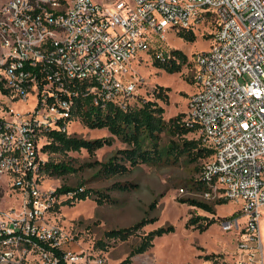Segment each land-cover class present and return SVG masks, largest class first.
<instances>
[{"label": "built area", "instance_id": "2783aa9c", "mask_svg": "<svg viewBox=\"0 0 264 264\" xmlns=\"http://www.w3.org/2000/svg\"><path fill=\"white\" fill-rule=\"evenodd\" d=\"M213 21L218 26L209 49L193 60L197 90L185 121L213 150L200 175L205 195L219 194L244 211V223L240 217L223 223L226 230L240 229L237 264H264V0L2 3L0 90L30 98L34 106L24 114L0 113V174L26 195L22 215L0 221V264L87 262L82 253L64 249L65 233L47 219L59 199L74 192L41 188V135L47 144L49 130L68 133L79 92L97 105L128 108L139 83L129 71L132 61L152 49L169 61L171 51L158 52L155 40H166L174 28L200 31Z\"/></svg>", "mask_w": 264, "mask_h": 264}, {"label": "rangeland", "instance_id": "374dc122", "mask_svg": "<svg viewBox=\"0 0 264 264\" xmlns=\"http://www.w3.org/2000/svg\"><path fill=\"white\" fill-rule=\"evenodd\" d=\"M7 0H0V5ZM110 3L116 0H96ZM215 29L207 24L196 32L195 42L185 41L172 29L166 40H155L153 48L167 56L169 51L180 49L188 55L189 62L196 53L209 49ZM153 52L139 55L129 67L130 74L139 83L137 95L158 101L164 107L163 117L170 121L177 115H185L187 103L192 93L197 90L195 73L192 66L185 65L180 72L169 73L157 65ZM249 76L241 78L244 82ZM159 86L169 88L168 103L156 98ZM34 106L32 99L5 95L0 90V113L13 111L24 114ZM8 115V114H7ZM68 134L85 139L112 138V144L98 149L94 154L87 149L69 151L68 153H43L46 161H66L71 163L77 172L60 177H51L42 172L39 184L42 189L59 188L63 184L85 189L104 190L111 200L100 204L95 197L73 201L69 196H62L56 207L46 216L49 223L60 227L68 241L64 249L82 253L87 262L82 264H237L239 257L240 229L226 230L223 223L231 218L240 217L244 211L240 203L227 199L219 194L207 197L204 188H200V179L204 159L190 160L182 156L178 161L164 159L161 163H142L131 166L123 174L106 175L101 164L109 161L127 144L113 136L107 128H90L76 116L69 123ZM173 136L162 133V145L170 142ZM188 139H200L198 133H189ZM47 138L41 135L39 143L45 145ZM15 181L0 174V221L22 215L26 204V195L15 187ZM128 187L124 189L123 187ZM196 199L207 203L213 211L182 202V199ZM220 199L225 202L219 203ZM193 216L215 218L205 231L187 227ZM144 217L154 218L136 234L127 239H108L106 231L132 225ZM173 225L175 231L156 237L154 245L147 251L131 258L129 255L137 248L145 234L164 226ZM262 252L264 256V216L260 222ZM207 255H213L207 259ZM24 264H35L28 260Z\"/></svg>", "mask_w": 264, "mask_h": 264}, {"label": "trees", "instance_id": "16d2710c", "mask_svg": "<svg viewBox=\"0 0 264 264\" xmlns=\"http://www.w3.org/2000/svg\"><path fill=\"white\" fill-rule=\"evenodd\" d=\"M210 25L215 30L218 26L214 21ZM196 32L192 29H179L177 34L185 41L195 42L197 40ZM150 52H153L155 55L157 65L169 73L180 72L183 66L189 64L192 66V69L194 68L193 61L189 62L188 55L180 49L171 50L172 58L166 62L157 59L154 49ZM169 91V88L159 86L155 96L168 103ZM164 112V107L158 101L145 99L137 94L133 103L125 109L112 103H108L106 106L97 105L93 102L92 96H86L80 92L76 97L73 111L75 116L86 126L98 129L107 128L113 136L118 137L127 144V148L119 150L109 161L100 163L102 170L108 176L126 173L129 170L127 163L134 167L142 163H161L164 159L178 161L182 156L198 161L200 159L206 160L213 154V150L203 146L201 140L188 139L186 137L189 133H196L197 127L190 126L185 121V115H177L170 121H166L163 117ZM60 122L63 125L66 124L63 121ZM162 133H167L176 139H171L168 144L162 145ZM47 134L50 142L43 146V150L59 154L82 149H87L89 153L94 154L98 149L111 145L113 141L109 137L98 139L80 138L57 129H51ZM41 171L51 177H60L77 172V168L66 161L49 160L42 165ZM198 183L200 184V188L203 187L205 190L201 178L198 180ZM80 187H82V184L78 186L63 184L57 188L56 192L58 195L74 192L73 197L68 200L70 204L75 200H86L93 196H96L95 199L100 204L112 199L104 190L89 188L80 191ZM123 188L128 189L126 186ZM182 202L213 211V208L207 203L196 199H182ZM218 202L223 203L225 199H220ZM154 220V218L144 217L132 225L110 229L106 231V237L108 239H127ZM214 222H216L215 218L193 216L188 220L187 227H194L203 232ZM174 231L175 227L173 225L150 231L143 236L141 244L131 252L129 258L150 249L154 245L156 237ZM212 256L207 255L206 258L211 259ZM61 264L66 263L62 260Z\"/></svg>", "mask_w": 264, "mask_h": 264}]
</instances>
